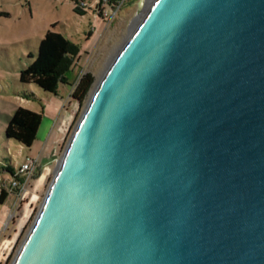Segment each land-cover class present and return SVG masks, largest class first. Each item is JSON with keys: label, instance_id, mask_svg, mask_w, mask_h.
Returning a JSON list of instances; mask_svg holds the SVG:
<instances>
[{"label": "water", "instance_id": "95a60500", "mask_svg": "<svg viewBox=\"0 0 264 264\" xmlns=\"http://www.w3.org/2000/svg\"><path fill=\"white\" fill-rule=\"evenodd\" d=\"M13 264H264V0L150 3Z\"/></svg>", "mask_w": 264, "mask_h": 264}, {"label": "rangeland", "instance_id": "374dc122", "mask_svg": "<svg viewBox=\"0 0 264 264\" xmlns=\"http://www.w3.org/2000/svg\"><path fill=\"white\" fill-rule=\"evenodd\" d=\"M140 2L84 0L81 10L85 15L79 16L73 0H0V201L7 194L3 204L0 202V264L14 263L91 97L93 89L83 103L75 101L72 95L77 83L87 73L95 78V84L98 82L128 39ZM48 30L62 33L81 49L72 86L60 85L58 96L19 82L20 72L34 62ZM17 108L43 113V124L31 149L5 137V128ZM34 156L41 162L37 178L23 196L15 191L10 194L14 174L27 157Z\"/></svg>", "mask_w": 264, "mask_h": 264}, {"label": "trees", "instance_id": "16d2710c", "mask_svg": "<svg viewBox=\"0 0 264 264\" xmlns=\"http://www.w3.org/2000/svg\"><path fill=\"white\" fill-rule=\"evenodd\" d=\"M73 2L79 5L84 0H73ZM74 11L79 16L85 15L78 6L74 8ZM79 55H81V49L77 44L71 42L62 33L48 30L40 40L39 51L34 62L20 72L19 82L33 84L48 94L58 96L60 85L72 86L73 69ZM94 84L95 78L90 73L85 74L73 92L72 96L75 101L83 103L90 96ZM31 96L26 95L25 98ZM42 124L43 113L17 108L5 128L4 134L7 140H13L20 146L31 149ZM6 195L5 193L3 196ZM4 197L0 201L2 204Z\"/></svg>", "mask_w": 264, "mask_h": 264}, {"label": "built area", "instance_id": "2783aa9c", "mask_svg": "<svg viewBox=\"0 0 264 264\" xmlns=\"http://www.w3.org/2000/svg\"><path fill=\"white\" fill-rule=\"evenodd\" d=\"M80 9L84 6V2L77 5ZM40 159L38 157H27L21 167L18 168L17 173L14 174L12 181L9 183V191L19 193L18 196H23L26 193L31 182L37 178V171L40 168Z\"/></svg>", "mask_w": 264, "mask_h": 264}, {"label": "bare ground", "instance_id": "6f19581e", "mask_svg": "<svg viewBox=\"0 0 264 264\" xmlns=\"http://www.w3.org/2000/svg\"><path fill=\"white\" fill-rule=\"evenodd\" d=\"M149 1L150 0H142V3L140 2L139 7L141 8L140 9L141 13L137 16L138 18H136V20L134 21L133 26H132V28L130 30L133 31V29L136 28L137 24L139 23V20L142 18L143 14H145V12H146V10L148 8V4H150ZM120 49H118V51H120Z\"/></svg>", "mask_w": 264, "mask_h": 264}, {"label": "crops", "instance_id": "0c3cea01", "mask_svg": "<svg viewBox=\"0 0 264 264\" xmlns=\"http://www.w3.org/2000/svg\"><path fill=\"white\" fill-rule=\"evenodd\" d=\"M59 89H60V88H59ZM53 96H54V95H53ZM61 101L63 102V105H64V99H61ZM63 105H62V108H63ZM62 108H61V109H62ZM36 156H37V155H36ZM34 157H35V156H34Z\"/></svg>", "mask_w": 264, "mask_h": 264}]
</instances>
